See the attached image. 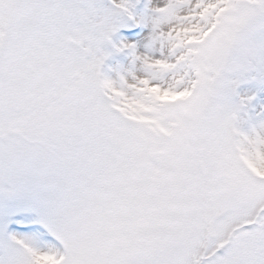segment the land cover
Returning a JSON list of instances; mask_svg holds the SVG:
<instances>
[{
  "label": "snow or ice",
  "instance_id": "snow-or-ice-1",
  "mask_svg": "<svg viewBox=\"0 0 264 264\" xmlns=\"http://www.w3.org/2000/svg\"><path fill=\"white\" fill-rule=\"evenodd\" d=\"M0 264H264V0H0Z\"/></svg>",
  "mask_w": 264,
  "mask_h": 264
}]
</instances>
